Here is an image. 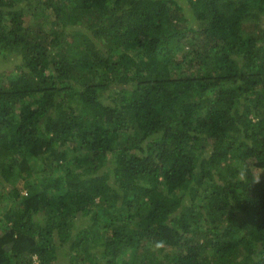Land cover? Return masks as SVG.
Returning a JSON list of instances; mask_svg holds the SVG:
<instances>
[{
  "label": "trees",
  "instance_id": "16d2710c",
  "mask_svg": "<svg viewBox=\"0 0 264 264\" xmlns=\"http://www.w3.org/2000/svg\"><path fill=\"white\" fill-rule=\"evenodd\" d=\"M0 264H264V0H0Z\"/></svg>",
  "mask_w": 264,
  "mask_h": 264
},
{
  "label": "rangeland",
  "instance_id": "374dc122",
  "mask_svg": "<svg viewBox=\"0 0 264 264\" xmlns=\"http://www.w3.org/2000/svg\"><path fill=\"white\" fill-rule=\"evenodd\" d=\"M5 65H6V63H5V64H2V65H1V67H2V68H3V67H5V68H4V71H7V70H8V68H7V66H5ZM1 73L4 75V73H3V72H1ZM4 79H5V77H4Z\"/></svg>",
  "mask_w": 264,
  "mask_h": 264
}]
</instances>
